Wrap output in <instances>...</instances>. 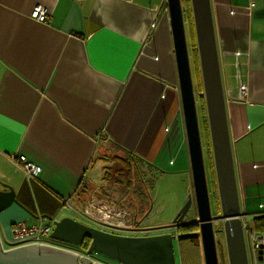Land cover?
Masks as SVG:
<instances>
[{
    "label": "crops",
    "instance_id": "1",
    "mask_svg": "<svg viewBox=\"0 0 264 264\" xmlns=\"http://www.w3.org/2000/svg\"><path fill=\"white\" fill-rule=\"evenodd\" d=\"M209 2L242 222L248 236L263 234L252 224L264 216V0ZM36 5L45 21L30 16ZM183 9L210 191L190 0V19ZM15 155L40 172L27 177ZM133 158L151 183L157 173H183L192 186L166 0H0V181L21 204L0 211L2 247H13L15 222L53 218L63 207L86 219L75 208L89 198L114 203L101 193L132 184Z\"/></svg>",
    "mask_w": 264,
    "mask_h": 264
},
{
    "label": "water",
    "instance_id": "2",
    "mask_svg": "<svg viewBox=\"0 0 264 264\" xmlns=\"http://www.w3.org/2000/svg\"><path fill=\"white\" fill-rule=\"evenodd\" d=\"M190 1L219 213L216 216L211 213L181 3L180 0H166L190 164L195 218L199 229L195 233L187 232L177 237L198 234L204 264H219L215 243V234L219 232L224 235L227 264L264 261L261 249L253 259L246 245L249 224L242 222L245 215L240 211L236 190L210 2ZM0 188V211L13 202L21 205L12 186L0 181ZM191 203L192 196L188 190L186 199L175 213L171 224L179 223L187 215ZM151 209L149 201L147 210L139 221H136L137 227L147 226V223L140 221L149 217ZM31 215L36 217L33 213ZM44 216L51 220L50 216ZM214 221L220 222L221 226L215 228ZM51 224L53 227L49 236L55 241L79 245L85 238L88 239L85 256L79 258L74 252L44 244H25L4 249L0 242V264H100L89 259L92 253L101 254L120 264H175L172 244L175 235L170 233L150 236L117 235L85 225L70 217L53 220Z\"/></svg>",
    "mask_w": 264,
    "mask_h": 264
},
{
    "label": "rangeland",
    "instance_id": "3",
    "mask_svg": "<svg viewBox=\"0 0 264 264\" xmlns=\"http://www.w3.org/2000/svg\"><path fill=\"white\" fill-rule=\"evenodd\" d=\"M185 36H186V43H187V50L189 52L190 48V34L189 30L186 28L185 31ZM190 62H193V59ZM190 72H191V79H192V85H193V91L195 93L196 89V77L194 70L192 72V65L190 64ZM196 102V111L199 113V108L197 104V100L195 99ZM203 112L205 113V105H204V100H203ZM198 116V114H197ZM201 134H203L202 129H201ZM206 159V158H205ZM131 177H132V184H130L128 187L121 188L123 191H119V193H114L110 194L111 191H103L101 193L102 197L104 199H107L109 201H112L114 203L124 205L125 207L129 209H138L137 211L141 212L144 207H145V202L150 200L152 209L150 210V221L147 223V227L153 228L154 230L151 231L153 233H175V228L173 229L172 227L175 226H170L171 220L175 216V213L179 210V208L182 206L184 200L186 199L188 190H189V184L188 183V178L186 179V176L183 173H157L155 178L153 179V182L147 181L148 179L150 180V176H148L145 171L140 170V166L135 165L133 163V160L131 161ZM206 170L208 171V166L205 164ZM140 170V172H139ZM142 173L141 178H145L144 182H142L140 175ZM125 173V171H124ZM134 178L137 182V186L134 185ZM211 180L209 177L207 180ZM134 185V186H133ZM208 186H209V181H208ZM109 193V194H108ZM183 200V202H182ZM178 201V202H177ZM180 202V203H179ZM182 202V204H181ZM179 203V204H178ZM180 205V206H179ZM160 206L161 208L156 211V208ZM57 217V218H56ZM62 217H70L73 218L85 225L94 227L96 229H106L104 227H100L86 219H83L81 216L76 215L74 212H71L69 209L66 207H63L56 216L51 218V220H47V223H51L53 220H59ZM188 218L187 220H193V215L190 214V210L188 211L187 215L184 217V219ZM189 220V221H190ZM189 221L187 223H189ZM213 226L216 228L218 226H221L220 222H214ZM53 227V224L51 228ZM117 233H120L122 235H131L132 230L128 231H118V230H113ZM47 241L49 244L53 243L55 240L51 239L50 236L48 235L46 237ZM10 240V239H8ZM11 241V240H10ZM63 244L62 242H60ZM215 243H216V249H217V256H218V263L219 264H224L227 263V257H226V248H225V240H224V235L222 232L216 233L215 234ZM9 244V243H8ZM6 244V245H8ZM5 245V247H6ZM175 249H174V254L176 257H178V248L176 244L174 243ZM202 254V253H201ZM92 257L96 258L97 260L105 263L109 262V258L105 257L101 254H91ZM177 259V258H176ZM178 260V259H177ZM113 261V260H111ZM115 262V261H114ZM194 264H197L195 262ZM202 264H203V258H202Z\"/></svg>",
    "mask_w": 264,
    "mask_h": 264
},
{
    "label": "built area",
    "instance_id": "4",
    "mask_svg": "<svg viewBox=\"0 0 264 264\" xmlns=\"http://www.w3.org/2000/svg\"><path fill=\"white\" fill-rule=\"evenodd\" d=\"M46 9L42 5H36L30 11V16L37 21L46 20ZM241 93H244L245 87L240 86ZM15 164L22 169L27 177H34L40 172V166L28 160L23 155H15L12 158ZM64 204L73 208L67 201ZM88 221L101 227L128 231L135 227L136 212L116 203H111L99 198H89L82 207L75 208ZM46 218H36L32 222L18 221L11 225L10 241L14 246L25 244H44L48 243L46 237L51 232V224L46 222ZM248 248L253 259L256 258L259 249L264 254V233L248 236Z\"/></svg>",
    "mask_w": 264,
    "mask_h": 264
},
{
    "label": "flooded vegetation",
    "instance_id": "5",
    "mask_svg": "<svg viewBox=\"0 0 264 264\" xmlns=\"http://www.w3.org/2000/svg\"><path fill=\"white\" fill-rule=\"evenodd\" d=\"M208 187V186H207ZM213 190H212V188H210V191L208 190V195H209V201H210V206L211 205H213V192H212ZM190 193H191V196H192V203H191V206H190V214H192L193 215V220H190V222H193L194 224H196L197 225V223H196V218H194V204H193V192H192V186L190 185ZM149 201L150 200H148V201H146L145 202V207H144V209L141 211V212H139V211H137L136 212V220L135 221H139V219L143 216V214H144V212L147 210V208H148V205H149ZM212 207V206H211ZM161 207L160 206H158L157 207V210L158 209H160ZM218 213H215L213 216H216ZM150 215H149V217H146L145 219H143V220H141L140 222H144V223H148L149 221H150ZM188 218H186V219H182L179 223H174V224H176V226L174 225V224H170V226L172 227V226H175V227H172L173 229L175 228V233H171L172 235H175V237L173 238V240H172V244H173V253H174V249H175V246H174V243L176 244V246H177V252H178V257H176L175 256V254H174V258H175V264H185L184 263V252L186 251V248H187V246H185V243L182 241V239L184 238V237H180V238H178L177 237V235H179V234H184V233H187V232H178L177 230H178V228H179V226H181V225H185V224H188L187 222L189 221V220H187ZM187 221V222H186ZM214 222H216V221H214ZM218 222V221H217ZM198 226V225H197ZM154 229L153 228H149V227H147V226H140V227H137L136 226V222H135V227L132 229V233L133 234H131V235H125V236H150V235H156V233H153V232H151V231H153ZM199 229H197V230H194V232H190V233H195V232H197ZM104 231H106V232H109V233H112V234H117V235H122V234H120V233H117V232H115V231H113V230H110V229H104ZM158 234H163V233H158ZM192 236H197L199 239H200V236L198 235V234H196V235H192ZM63 243V242H62ZM82 245H83V243H80L79 245H72V244H68V243H63V244H61L59 241H54L53 243H51V245L50 246H55V247H57V248H60V249H64V250H67V251H71V252H74V253H76L77 255H78V257L80 258V257H83V256H85V253H86V250L87 249H83L82 248ZM193 246H195V245H193ZM178 260H177V259ZM89 259L92 261V262H97V263H100V264H120V263H118V262H114V260L113 261H111V259L109 260V262H105V263H103V262H101V261H99V260H97L96 258H94V257H92V255H89Z\"/></svg>",
    "mask_w": 264,
    "mask_h": 264
},
{
    "label": "trees",
    "instance_id": "6",
    "mask_svg": "<svg viewBox=\"0 0 264 264\" xmlns=\"http://www.w3.org/2000/svg\"><path fill=\"white\" fill-rule=\"evenodd\" d=\"M181 6H182V10L184 11L183 7H185V10L187 12V15L190 19V9H189V0H180ZM189 34H190V28H189ZM195 39V38H194ZM192 50L195 52L196 48H195V40H193V44H192ZM189 61H190V48H189ZM194 61L193 63L190 62V64L195 65V70H196V65H197V59H196V53H194ZM192 65V68L194 69ZM198 69V66H197ZM196 87L198 89H200V83L198 84V81L196 83ZM202 109H203V105H202ZM202 144V143H201ZM210 146V142L209 140L206 141V151L209 154V156L211 157V149L209 148ZM133 161L135 163V165L137 164V160L133 158ZM210 169H211V186H212V192H213V207L215 210V213H219V200H218V196H217V191H216V185H215V175H214V170H213V163L212 160L210 162ZM142 182H144V178H141ZM196 217V212H195V208H194V218ZM252 228L253 230H258V231H262L264 232V216H258L255 217L253 219V224H252ZM198 226L196 224H194L193 222H190L188 224L185 225H181L178 228V232H194V230H197ZM192 235H196V234H192ZM189 235L187 237H184L182 239V241L185 243V246H187L186 251L184 252V263L185 264H194L195 262H197V264H202L200 263V258L201 254H199V250L201 249V242L200 239L197 236H192ZM83 245L82 248L83 249H87L88 247V239H84L83 240ZM195 245V246H193ZM199 256V258H198ZM199 259V261H198ZM204 264V263H203Z\"/></svg>",
    "mask_w": 264,
    "mask_h": 264
}]
</instances>
